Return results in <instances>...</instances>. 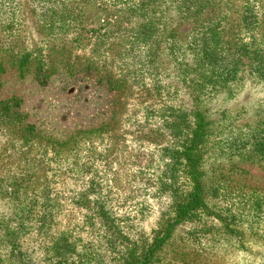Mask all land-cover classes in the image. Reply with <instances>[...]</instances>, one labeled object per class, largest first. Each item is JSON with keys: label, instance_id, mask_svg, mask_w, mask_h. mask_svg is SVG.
Listing matches in <instances>:
<instances>
[{"label": "rangeland", "instance_id": "obj_1", "mask_svg": "<svg viewBox=\"0 0 264 264\" xmlns=\"http://www.w3.org/2000/svg\"><path fill=\"white\" fill-rule=\"evenodd\" d=\"M220 1V8L234 2ZM8 6L0 0V44L19 35L24 44L33 41L32 15L10 14ZM193 7L194 0H157L149 26L147 11H126L117 27L113 7L74 11L78 19L61 39L68 61L92 63L88 75L71 77L58 67L45 86L13 70L0 76V98H19L24 123L37 132L34 148L19 150L0 129V264H50L34 219L6 242L3 222L12 225L13 207L2 191L9 170L21 173L15 188L27 187L29 200L49 198V233L63 230L68 238L66 264H123L132 247L141 257L187 194L176 155L195 110L205 123L197 163L201 206L146 264H264V73L245 57L235 62V45L214 43V8L193 14ZM211 51L216 56L209 58ZM82 130L90 139L73 136ZM99 212L107 215L100 220Z\"/></svg>", "mask_w": 264, "mask_h": 264}, {"label": "trees", "instance_id": "obj_2", "mask_svg": "<svg viewBox=\"0 0 264 264\" xmlns=\"http://www.w3.org/2000/svg\"><path fill=\"white\" fill-rule=\"evenodd\" d=\"M89 2L92 3V6L89 5ZM216 2L221 3L220 0H194L193 14L203 13L209 8H214L219 15H216L212 20V24H210L212 25L210 27L211 39L216 45H235L232 59L238 62V58L245 57L249 62L247 65L252 66V70L256 74H263L264 0H234L232 3L227 1L224 4L226 8L225 6L223 8L228 9L229 14L223 8H220V4L217 5ZM255 3L258 4V10L255 9ZM156 4L157 0H9L8 13L12 14L16 9L19 15L23 11H28L32 15L36 35L33 37V41L31 40L27 44H24L21 35H19V39L14 37L17 38V42L8 40L0 44V76L7 70H13L17 78L31 77L39 86H45L50 75L56 73L58 67H65V71L71 77L78 72H84L85 75H88L93 70L92 66L89 65L92 63L87 60L83 65L79 63V57L68 61L69 58H66V43L61 39L64 37L63 33L68 29L70 21L75 23L78 19V15L73 16L72 12H82L86 7H90L108 13V8L113 7L115 13H117V18L113 23L117 27L126 11H147L151 13L149 18L145 20L146 25L149 26L156 19L152 17V14H155V12L152 13V9ZM233 15L237 19L232 17ZM74 39L78 40L79 37ZM208 54H210L209 58L216 56L214 51ZM103 78H106V85H110V78L106 76H98L97 81H102ZM2 85L3 80L0 77V89ZM114 89H117V86H114ZM20 103L19 98L13 95L0 98V129L16 142L19 150H30L35 146L37 132H35V126L24 123L25 117L18 111ZM191 118L192 126L187 144L176 155L184 163V174L189 183L187 194L181 203L173 205L172 217L165 223L162 232L155 234L150 240L141 257L138 258L132 255L135 254L134 249L133 247L129 248L131 252L128 253L129 256L126 257L123 264H146L152 253L169 238L173 229L184 221L192 211L201 206V186L197 163L205 123L199 110H195ZM73 136L90 139L91 132L89 130L76 131ZM58 146L62 147L63 145ZM9 171L10 174L3 177L6 181L5 186L9 188L2 191L4 199L9 201V204L13 207L9 216L12 219L10 221L12 225H8L5 220L3 222L7 237L6 242L8 245L13 244L19 235L26 233L27 226L25 223L34 219L35 230L33 231L35 237L43 241L44 258L48 259L50 264H66L63 249L69 246L68 238L63 230L55 231L53 234L49 233L50 224L53 221L52 216H54L51 212L55 209L54 207L51 208L52 205L47 204L49 198L45 195L40 196V203H37L38 200H35V202L29 200L28 196L31 191L28 193L27 187L15 188L17 186L16 181L20 179L21 173L18 172L16 176L14 175L15 172ZM82 199L83 197L80 198V200ZM37 206L38 210H35ZM83 206L86 207V203ZM101 210L100 208L99 211ZM98 215H100L101 220L107 213L99 212ZM103 224L105 223L103 222ZM109 227L114 233L121 230L118 225L110 224ZM118 238L124 239L123 237ZM116 240L118 241L117 238ZM11 247L15 248L13 245Z\"/></svg>", "mask_w": 264, "mask_h": 264}]
</instances>
